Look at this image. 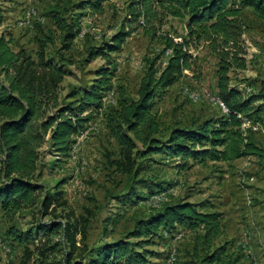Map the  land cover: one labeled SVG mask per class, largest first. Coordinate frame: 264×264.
Segmentation results:
<instances>
[{
    "label": "rangeland",
    "instance_id": "rangeland-1",
    "mask_svg": "<svg viewBox=\"0 0 264 264\" xmlns=\"http://www.w3.org/2000/svg\"><path fill=\"white\" fill-rule=\"evenodd\" d=\"M127 2L0 0L4 12L0 34L10 38L13 49L22 48L32 55L39 39L52 36L46 51L66 70L61 82L63 97L81 92L95 78L96 70L106 66L102 53L107 52L111 37L122 27L131 26ZM94 3L100 7L94 8ZM28 11L33 13L28 16ZM241 20L246 67L229 75L231 86L249 96L264 89V17L244 7ZM142 23L138 22L139 28L125 38L119 50L109 53L113 89L104 94L102 107L72 136L68 155H57L47 142L40 148L32 179L42 186L36 203L17 212L0 209V264H58L70 247L63 239L61 226L54 232L51 225L66 221L80 231L75 235L76 246L85 245L81 256L75 255L74 260L76 264H87L91 250L98 245L124 238L136 221L161 212L166 205L186 201L197 204L202 211L221 214V232L210 250L224 245L235 264H264L263 101H256L248 114L237 113L241 114L237 117L243 136L261 148V155L229 162L190 161L189 167L180 168L178 159L163 152L144 154L146 150L138 142L124 155L107 126L106 116L117 107L120 93L125 98H137L149 61L162 49L161 36L169 34L181 41L187 35V17H166L154 37L146 34ZM196 45L190 48V53L197 55L194 73L184 71L155 100L153 112L163 128V138L170 128H194L227 114L212 99L218 97L216 57L204 40ZM90 50L94 52L92 58ZM170 53L169 49L164 52L162 65ZM185 88L197 92L199 98L193 100ZM242 118L247 120L245 126ZM46 190L60 192L59 202L63 205L54 208L53 204L42 213L39 202ZM161 233L163 239L147 247L157 253L149 258L151 264H208L203 260L206 248L200 230L175 225L173 232Z\"/></svg>",
    "mask_w": 264,
    "mask_h": 264
},
{
    "label": "trees",
    "instance_id": "trees-1",
    "mask_svg": "<svg viewBox=\"0 0 264 264\" xmlns=\"http://www.w3.org/2000/svg\"><path fill=\"white\" fill-rule=\"evenodd\" d=\"M127 3L131 26L122 27L111 37L107 52L102 53L106 66L96 70L95 78L81 92L63 97L61 82L66 70L46 51L52 36L39 39L38 49L32 55L22 48L13 49L10 38L0 34L1 210L17 212L36 203L42 186L32 179L40 148L47 142L57 155H68L72 136L102 107L104 94L113 89L109 53L120 49L125 38L139 28L140 20L146 34L154 37L166 17H187V35L175 41L172 35L163 34L162 49L149 61L137 98H125L123 92L120 93L117 107L107 114V126L124 155L136 142L145 148L144 154L163 152L178 159L180 168H187L192 162H229L247 155H261V148L243 136L237 113L248 114L256 101L264 102V89L244 96L239 87L231 86L229 73L246 67L242 9L250 7L264 17V0H128ZM92 6L100 7L99 3ZM3 21L0 6V25ZM200 40L206 42V47L216 57V91L228 113L218 120H205L194 128H170L163 138V128L153 112L155 100L181 78L184 71L194 73L197 55L193 56L190 48H197ZM193 43L196 46H192ZM167 49L171 53L162 65L160 60ZM89 53L92 58L93 50ZM59 194L47 190L42 193L39 202L42 213L53 204L54 208L63 205ZM220 216L216 211L200 210L193 202L166 205L161 212L136 221L124 238L104 242L91 250L87 264H151L149 258L157 253L147 247L163 239L162 230L173 232L175 225L201 231L206 248L203 260L208 264H235L224 245L210 250L221 232ZM60 226L70 248L58 264H76L75 255L80 257L85 249V245L76 246L75 235L80 231L69 221L53 223L51 229L55 232Z\"/></svg>",
    "mask_w": 264,
    "mask_h": 264
},
{
    "label": "built area",
    "instance_id": "built-area-1",
    "mask_svg": "<svg viewBox=\"0 0 264 264\" xmlns=\"http://www.w3.org/2000/svg\"><path fill=\"white\" fill-rule=\"evenodd\" d=\"M32 12H27V15H31ZM185 91L188 93V95L193 99V100H197L199 98V94L197 92H193L191 90H188L187 88H185ZM214 99L215 102L219 103L222 106V109L225 113H228V109L224 106L223 102L219 99V97H215L212 98ZM238 117H241V114H237ZM243 122H242V126H245L247 124V120L245 118H242Z\"/></svg>",
    "mask_w": 264,
    "mask_h": 264
}]
</instances>
